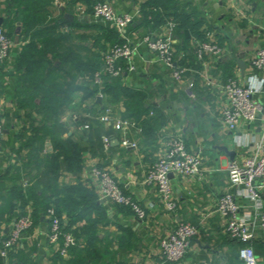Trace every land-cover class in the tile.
I'll list each match as a JSON object with an SVG mask.
<instances>
[{"label": "crops", "instance_id": "obj_1", "mask_svg": "<svg viewBox=\"0 0 264 264\" xmlns=\"http://www.w3.org/2000/svg\"><path fill=\"white\" fill-rule=\"evenodd\" d=\"M7 1L0 0V26L10 34L13 46L9 63L4 68L0 66V117L3 123L0 141V247L20 212L17 188L21 187L23 192L32 189L40 201L45 194H50L47 186L51 175L46 170L47 155L53 152V148L48 137L44 139L39 161L27 165V140L31 136V128L39 126L41 116L35 104L40 103L43 92L36 87L26 88L22 76L26 75L29 80H35V77L48 80L49 77L51 84H63L66 90L65 84L70 79L65 72L72 69L70 64H74L76 59L78 63H85L94 60L97 54L103 55L113 41L110 29L122 38V33L115 27L105 22L100 24L87 12L96 0H34L37 2V14H32L33 10L28 12L38 21L27 34H22L25 30L23 21ZM110 1L119 13L136 14L140 4L146 0ZM80 4L85 7L83 12L78 10ZM167 7L170 11L194 13L197 18L205 20V34L210 32L224 49L217 62L210 66L212 75L219 81L235 78L242 84L253 86L259 90L260 100L264 102V73L251 64L255 51L264 46V0H174ZM66 14L73 18L70 20ZM170 21L173 20L149 34L151 32L136 14L127 28L126 35L138 44L133 57L135 71H125L118 82L130 89L129 95L104 93L100 96L102 88H99L93 96L85 98L81 89L67 90L69 100L59 104L60 137L81 147L82 167L77 173L61 170L56 177L58 186L81 185L98 194L90 170L94 166L106 168L123 193L145 211V217L139 219L130 206L132 213L99 199L107 213V221L98 225L99 237L103 244L108 245L109 253L106 259L102 260L100 256L93 264H241L240 244L226 234L224 221L215 212V205L229 189L227 167L238 155L236 141L258 137L260 128L252 132H233L224 127L220 120V93L204 86L198 73L202 64L192 59V49L184 45V31L177 29L175 21L174 26L170 25ZM37 27L45 28L46 35L50 33L46 42L49 45L42 43L47 36L32 37L38 36L34 34ZM159 34L168 38L175 52V64L186 69V84L191 83L190 90L183 82L176 83L156 54L139 43L145 35ZM44 49L46 55L39 63ZM236 58L245 62L243 72ZM85 83V75L76 77L77 86ZM59 97L63 99V92ZM106 110L110 122L95 121L91 129L85 128L93 115H101ZM137 114L140 120L149 121L148 130L142 129L135 119ZM119 119H128L135 124L123 133L113 125ZM151 126L157 127L153 133ZM108 133L112 140L105 149L103 136ZM173 134L182 135L187 148L200 157L202 178L171 177L176 205L170 211L156 187L144 183L143 179ZM123 136L136 146L123 147ZM223 146L233 153L227 154ZM236 199L242 214L249 215L251 202L241 196ZM28 204L26 207L31 208L32 204ZM95 215L93 212L92 216ZM181 221L194 224L198 233L190 239L184 258L177 263H168L158 253L159 240ZM82 223L79 221L77 224ZM49 230L48 218L41 216L13 251L17 259L3 258L2 263L58 264L56 247L48 239ZM253 245L259 264H264V235ZM62 257L69 258L68 255Z\"/></svg>", "mask_w": 264, "mask_h": 264}, {"label": "built area", "instance_id": "obj_2", "mask_svg": "<svg viewBox=\"0 0 264 264\" xmlns=\"http://www.w3.org/2000/svg\"><path fill=\"white\" fill-rule=\"evenodd\" d=\"M82 4L79 12L84 11ZM95 20L109 23L122 33L120 44L109 47L102 55V68L94 74L92 81L99 88L103 86V75L117 77L125 71L134 72L133 57L137 52V42L126 35L127 28L135 20V13H119L110 0H97L92 7ZM174 26L173 21L169 22ZM139 43L145 44L156 54L158 60L170 71L176 83L186 84L185 68L175 64V52L166 35H145ZM12 39L0 26V65H7L10 59ZM194 54L202 64L198 71L207 88L220 93V120L224 127L233 132H252L260 128V135L247 141L240 138L236 141L238 155L227 167L228 188L216 201L215 212L223 219L226 234L240 244L239 258L241 264H259L253 243L264 235V102L260 100L259 90L253 86L240 83L235 78L226 81L217 80L211 72V64H215L224 52L214 40L210 32H206L205 40H192ZM252 66L264 73V46L259 47L251 58ZM187 85V84H186ZM191 83L187 85L189 89ZM103 95L102 91L99 93ZM102 122H110L108 110L97 117ZM135 123L128 119L116 120L114 127L123 133ZM88 128V125H85ZM3 137V123L0 117V141ZM240 137V135H238ZM109 136H103L104 148L111 143ZM123 147H135L134 142L123 136ZM170 174L182 177L202 178L201 159L189 150L185 139L180 134H173L166 143L162 155L150 166L143 182L156 187L161 200L167 209H175L174 191ZM91 178L95 180L100 200L114 205L130 206L139 219L145 217V211L132 199L125 195L117 181L106 168L92 167ZM241 196L251 202L252 212L245 216L240 210L236 197ZM50 221L49 242L55 245L61 255H67V249L76 244L71 233H63L60 219L54 209L49 208L45 215ZM33 225L30 206L26 213L18 215L11 223L7 237L2 242L0 255L4 258L15 251L21 240ZM198 228L191 222L181 221L169 230L160 240L158 253L168 263L180 262L189 247L190 239L197 235ZM62 236V241L60 237Z\"/></svg>", "mask_w": 264, "mask_h": 264}, {"label": "trees", "instance_id": "obj_3", "mask_svg": "<svg viewBox=\"0 0 264 264\" xmlns=\"http://www.w3.org/2000/svg\"><path fill=\"white\" fill-rule=\"evenodd\" d=\"M173 2L174 0H146L140 4L138 14L143 25L151 32L149 34H152L165 25L167 21H175L178 26L177 29L184 31V45L192 49L191 57L197 61L192 46V40H205L203 26L206 22L201 18H197L194 13L178 12L177 10L170 11V7L168 8L167 6L169 3ZM7 3L11 10L14 13H17V17L23 21L25 30L22 34H27L29 29L31 30L38 21L36 16L30 17V12H28L33 10L32 14H37V2L34 0H8ZM93 4L87 8V12L90 14H92L93 11ZM96 21L103 24V22L99 20ZM40 23L42 24V22ZM110 32H112L113 37L111 46L123 42L118 33H115L111 29ZM6 34L10 37L8 32H6ZM34 34L38 35L37 37L32 36L34 39L39 38V36H47V39L44 38V42H42L46 45L50 33L46 35L45 28H35ZM47 45H49V43ZM40 54L38 62H41V60H43L42 58L45 57L46 49ZM21 57H23V55H21ZM70 65L72 69H70L69 72H65L70 79L69 83L65 84L66 90H64L63 84L55 82H52L51 84L49 77L48 80L42 79L41 77H35V80H29L26 75L22 76L23 85L26 88L36 87L37 89H42L43 92L40 103L38 105L35 104V109L38 115L41 116L40 123L38 124L39 126L31 128V136H29L27 140L26 147L29 149V162H27V165L39 161V153L43 149V143L46 137L51 141L53 152L47 155L48 168L46 171L47 174L51 175L50 183L47 186V189L49 190L47 191H49L50 194H45L40 201L39 195H36L32 189L23 192L21 187L17 188L20 200V212H18L17 216L26 213V205H29L28 203L32 204L31 216L33 222L41 216H45L49 208H53L55 215L60 219L62 232L71 233L76 240V244L67 249V255L69 256L68 259H64L62 257L63 255L56 250V260H59L58 264H93V262H96L95 259L100 256L102 260L106 259L109 253V247L107 244H103L102 239L99 237L98 230L99 223L107 221V213L103 210V207L99 202L98 194H95L93 190L84 188L81 185H65L59 187L56 183V177L61 170L77 173L82 167V149L74 141L65 142L61 139V127L59 126L58 116L60 114L59 104L65 103L69 100L67 90L81 89L85 98L93 96L99 90L98 85L93 83L92 78L94 77V74L102 68V55L100 56L97 54L94 60H87L85 63L81 61L78 63L76 59L74 64ZM0 66L1 68L5 67V65ZM78 75L81 77H84V75L86 76V83L84 85L77 86L75 84ZM123 75L124 74H121L117 77L103 75L102 93L123 94L124 96L129 95L130 89L118 82ZM62 92L64 94L63 99L59 97V94H62ZM31 103L33 104L32 101ZM138 115L139 114L135 115L137 116L135 119L137 118L136 120L140 122L142 129L145 131L148 130L146 128L150 127L149 121L145 119L140 120ZM98 116V113L93 115L92 119L86 123V125H88L87 130L93 127L95 121L101 122L97 118ZM151 127V132L153 133L157 127ZM106 135L109 136L110 134L108 133ZM117 206L126 209L128 213H132L128 206ZM93 212L96 213L94 217L92 216ZM79 221H83V223L81 225L77 224ZM60 239L62 241V236ZM3 258L4 257L0 255V264H3ZM6 258L17 259V255L11 251Z\"/></svg>", "mask_w": 264, "mask_h": 264}, {"label": "water", "instance_id": "obj_4", "mask_svg": "<svg viewBox=\"0 0 264 264\" xmlns=\"http://www.w3.org/2000/svg\"><path fill=\"white\" fill-rule=\"evenodd\" d=\"M66 17L67 18H69L70 20L73 18V16L71 15V14H66ZM139 21H137V23H138ZM236 62H237V65L240 67V69L242 70V72L244 71V69H245V66H246V64H245V62L242 60V59H240V58H236ZM98 100H99V98H98ZM223 148V150L227 153V154H229V155H231L233 152H230V151H228V148L226 147V146H223L222 147ZM173 175L172 174H170V177H172Z\"/></svg>", "mask_w": 264, "mask_h": 264}, {"label": "rangeland", "instance_id": "obj_5", "mask_svg": "<svg viewBox=\"0 0 264 264\" xmlns=\"http://www.w3.org/2000/svg\"><path fill=\"white\" fill-rule=\"evenodd\" d=\"M189 90H190V88H189Z\"/></svg>", "mask_w": 264, "mask_h": 264}]
</instances>
